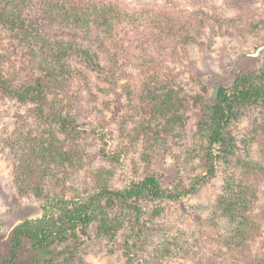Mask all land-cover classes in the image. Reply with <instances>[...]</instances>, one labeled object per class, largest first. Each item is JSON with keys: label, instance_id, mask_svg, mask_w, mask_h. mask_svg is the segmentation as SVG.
I'll return each instance as SVG.
<instances>
[{"label": "trees", "instance_id": "16d2710c", "mask_svg": "<svg viewBox=\"0 0 264 264\" xmlns=\"http://www.w3.org/2000/svg\"><path fill=\"white\" fill-rule=\"evenodd\" d=\"M146 12L118 0H0V28L33 66L31 82L19 79L13 86L0 64V98L37 107L38 140L33 150L22 149L30 153L15 157L14 165L19 184L27 185L20 190L42 203L40 216L13 228L2 264H82L79 247L89 228L107 241L123 234L127 264L174 261L188 253L194 254L191 264H264V69L241 71L215 100L205 102L189 145L182 133L190 101L163 77L159 62L146 55L136 63L144 78L137 92L127 88L122 94L114 83L120 57L128 53L120 43L132 41L121 34L140 39L146 52L167 30L161 28L165 19ZM92 74L112 85L106 105L119 121L122 143L139 148L130 172H117L125 169L121 147L88 152L70 107L49 98L64 82L87 85ZM200 99L194 104L203 103ZM252 107L260 112L237 138L234 123L241 110ZM174 145L183 173L163 184L153 165ZM218 175L212 201L195 210L183 203ZM118 176L122 182L115 186ZM173 205L182 210L179 224L170 221ZM189 217L192 231L180 226Z\"/></svg>", "mask_w": 264, "mask_h": 264}, {"label": "rangeland", "instance_id": "374dc122", "mask_svg": "<svg viewBox=\"0 0 264 264\" xmlns=\"http://www.w3.org/2000/svg\"><path fill=\"white\" fill-rule=\"evenodd\" d=\"M118 1L134 9L147 11L148 18L153 16L156 19H165L167 25L164 24L161 28L167 30L161 32L160 41H150V46L145 47L146 52L140 49V39L133 37L134 35L121 34L123 38L131 37L132 41L128 43L125 40L120 43L127 46L128 53L120 57L118 68L115 70L118 76L114 82L117 89L122 94L127 88L137 92L142 88L144 78L136 63L144 62L146 55L147 61L159 62L160 65L156 68L164 72L163 77L169 79L180 96L190 101L183 111L185 128L182 135H185V140L182 141L191 145L198 134L201 109L206 101L213 100L212 94L216 86L228 87L241 71L259 72L264 69V50L257 57L249 56L264 45V0ZM171 20L177 25L172 30V23H169ZM135 58H138V62ZM0 64L11 76L9 82L13 86L19 79V84L31 82L33 66L1 28ZM65 76L62 75L60 79L63 81ZM63 85L61 92H51L49 98L58 107H70L68 110L75 120L74 125L90 144L88 152L98 153L102 148L112 153L121 147L124 158L122 166L125 169L121 167L117 172H130L131 163L137 159L136 152L139 153V148H132L131 144H125V141L122 143L119 121L108 111L106 101L112 98L109 93L112 85L99 81L95 74H92L87 85L80 81L64 82ZM200 96L203 103L194 104V100ZM36 110L37 107L33 103H20L11 96L0 98V264L7 258L11 247L13 228L25 219L42 214V203L29 191L25 194L20 190V187L27 188V185L19 184L14 165L15 157L23 158L25 156L22 153H30V150L22 149H27L30 145L33 150L35 140H38L33 138V135H38ZM258 112L260 108L255 107L241 110L238 120L234 123V134L237 138L249 128ZM177 147L178 145H174L172 151L161 154L153 165V172L163 179V184L173 182L183 173L180 165L178 166L180 148ZM193 172L197 173L196 170ZM18 174L20 178L26 177L24 173ZM188 174L191 175V171ZM118 178L114 182L115 186H120L122 182L121 177ZM221 178L218 175L210 179L196 196L185 198L183 203L191 210H195L197 204L207 205L216 196ZM185 179L187 181V178ZM181 215L182 210L178 209V206L172 208L170 221L179 224ZM191 221L192 217H189L180 226L192 231L193 228L189 227L192 225ZM122 242L123 234L114 241H107L96 238L92 228L87 229L79 247L82 264H127L122 254ZM151 248H154L153 244ZM147 256L150 257L148 254ZM193 256V253H188L182 259L165 260L156 264H191Z\"/></svg>", "mask_w": 264, "mask_h": 264}, {"label": "water", "instance_id": "95a60500", "mask_svg": "<svg viewBox=\"0 0 264 264\" xmlns=\"http://www.w3.org/2000/svg\"><path fill=\"white\" fill-rule=\"evenodd\" d=\"M263 50H264V45H262L259 48H257V50L254 53L250 54L249 56L257 57ZM219 90H220V86L218 85V86H216L215 91L212 94V99L213 100H215L217 98Z\"/></svg>", "mask_w": 264, "mask_h": 264}]
</instances>
